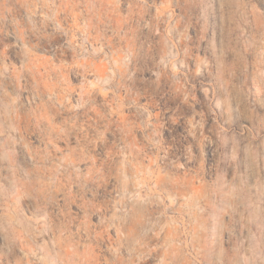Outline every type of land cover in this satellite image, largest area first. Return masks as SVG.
<instances>
[{
  "label": "rangeland",
  "instance_id": "1",
  "mask_svg": "<svg viewBox=\"0 0 264 264\" xmlns=\"http://www.w3.org/2000/svg\"><path fill=\"white\" fill-rule=\"evenodd\" d=\"M0 264H264V0H0Z\"/></svg>",
  "mask_w": 264,
  "mask_h": 264
}]
</instances>
